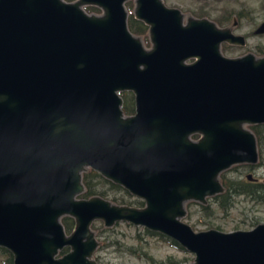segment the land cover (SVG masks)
Wrapping results in <instances>:
<instances>
[{
    "label": "water",
    "instance_id": "obj_1",
    "mask_svg": "<svg viewBox=\"0 0 264 264\" xmlns=\"http://www.w3.org/2000/svg\"><path fill=\"white\" fill-rule=\"evenodd\" d=\"M125 1L0 0V247L12 264H98L90 225L100 220L174 240L193 255L186 264H264V223L195 232L181 220L185 202L223 192L222 171L257 163L246 126L264 123V58L223 57L219 44L242 36L134 0L146 49L127 28ZM121 91L133 95L132 115ZM86 168L143 207L78 198Z\"/></svg>",
    "mask_w": 264,
    "mask_h": 264
},
{
    "label": "rangeland",
    "instance_id": "obj_2",
    "mask_svg": "<svg viewBox=\"0 0 264 264\" xmlns=\"http://www.w3.org/2000/svg\"><path fill=\"white\" fill-rule=\"evenodd\" d=\"M131 1L134 5L133 0ZM162 2L167 7L179 9L183 14V22L188 17H194L192 12L199 11V8L210 13L208 18L211 21L219 19L222 13L231 11L236 17L234 18L236 21L233 27L234 33L246 37L245 49L259 50L260 55L264 56V34L254 35L252 33L264 21V0H162ZM82 8L88 14H99L88 12L89 6ZM147 44L150 46L149 40ZM147 44H143L145 48H149ZM246 174L259 179L264 177V152L254 165L236 164L221 172L222 179L226 183L245 181ZM110 198L109 195L105 197L111 202ZM199 205L200 203L194 201L185 202V215L181 218L195 232L207 229H217L223 232L250 230L255 225L264 223V204L253 203L242 195L233 198V204L227 211L219 209L215 200L209 197L206 198L205 204H201L207 207L205 211H201ZM91 224L94 226L92 230L98 241L93 256H97L101 264H150L151 261L154 264H170L172 260H183L186 264L193 259L191 253L183 248L171 246L157 236L145 237L142 241H136L134 238V227L136 226H128L125 222H116L111 227H104L100 220H95ZM131 244L135 246L137 255L129 254L126 250V246ZM60 255L58 253L57 256ZM0 264H6L3 255H0Z\"/></svg>",
    "mask_w": 264,
    "mask_h": 264
},
{
    "label": "trees",
    "instance_id": "obj_3",
    "mask_svg": "<svg viewBox=\"0 0 264 264\" xmlns=\"http://www.w3.org/2000/svg\"><path fill=\"white\" fill-rule=\"evenodd\" d=\"M67 2L74 1V0H64ZM201 1V0H198ZM205 1V0H203ZM125 9L127 11V18H126V25L128 30L138 36L141 37L143 44H147L148 36H147V26L144 25L141 21L136 20L133 17L132 9L133 4L131 0H128L124 3ZM88 12H96L98 13L99 10L93 6H89ZM194 17L201 18V17H210V13L202 8H199V11L192 12ZM221 21L227 23L231 20V17L234 15L231 11H226L222 13ZM216 20V19H215ZM219 22V21H218ZM222 24V23H220ZM148 46V44H147ZM119 96L121 97V110L124 115H131L134 112V102H133V95L128 91L120 92ZM247 128L253 133L255 137L256 143V150L258 158L264 152V124H255V125H247ZM197 135H192V138L195 139ZM251 166V165H248ZM219 180L223 185V192L213 195L211 198L215 200L216 206L221 209L222 211H227L233 204V198L235 196H245L253 203H261L264 204V184L261 187H257L256 184L249 183L246 181H229L225 182L222 179L221 173L219 174ZM81 183L83 185V191L78 195V198H89L91 196H99L105 199L106 196H111V202L119 204V205H128L141 208L143 207L144 203L142 200L133 197L130 195L125 189L121 186L112 183L111 181L104 179L101 177L97 172L93 171L92 169L86 168L84 171L81 172ZM201 211H205L207 209L204 205H199ZM61 225L63 230L66 234H69L73 228L74 222L73 219L69 216H63L60 218ZM126 225H130L126 223ZM91 229H94V226L90 225ZM134 238L136 241H142L146 237H153L157 236L166 242H168L171 246L181 248L174 240L169 239L159 233L149 231L142 227H134ZM68 250L67 247H64L59 253L63 254ZM126 250L129 254L137 255L136 249L134 245H127ZM0 255L5 257L6 264H12V257L11 254L4 248L0 247ZM93 259L98 263L97 256H93ZM183 260H172L170 264H184ZM150 264H154L153 261ZM165 264V263H162Z\"/></svg>",
    "mask_w": 264,
    "mask_h": 264
},
{
    "label": "flooded vegetation",
    "instance_id": "obj_4",
    "mask_svg": "<svg viewBox=\"0 0 264 264\" xmlns=\"http://www.w3.org/2000/svg\"><path fill=\"white\" fill-rule=\"evenodd\" d=\"M128 1V0H127ZM126 2V1H125ZM124 2V3H125ZM133 2H134V0H133ZM93 7H95V6H93ZM95 8H97V7H95ZM124 8H125V6H124ZM98 10H99V14L101 13V10L99 9V8H97ZM126 10V9H125ZM126 13H127V11H126ZM222 15L223 14H221L220 15V18L219 19H216L215 21H211V22H213L218 28H230V30H231V33H233L234 35H240V36H242V38H243V43H235V42H232V43H229V42H226V41H223V42H221L220 44H219V52H220V54L223 56V57H226V58H240V57H243V56H246V55H251V56H253L255 59H258V58H264V56H261L260 55V51L258 50V51H253V50H250V49H245L246 48V41H245V39H246V37L244 36V35H241V34H237V33H234V31H233V27H235V25H236V21L234 20V18L236 19V17H235V15H233L232 17H231V20L229 21V22H227V23H224L223 24V22L221 21V17H222ZM237 16V15H236ZM193 18H197V17H193ZM201 18H206V19H208L209 20V18L208 17H201ZM197 19H200V18H197ZM219 21V22H218ZM184 23V22H183ZM220 23H222V24H220ZM230 23V24H229ZM228 24V25H227ZM257 28V27H256ZM255 28V29H256ZM254 29V30H255ZM254 30L252 31V33L254 34ZM262 34H264V33H262ZM262 34H254V35H262ZM149 48H150V46H148ZM149 48H146V49H149ZM236 50V51H234V50ZM245 49V50H244ZM258 55V56H257ZM194 59L193 58H191V59H187V60H185V63H190V62H192ZM121 92H124V91H121ZM128 92H130V91H128ZM120 93V92H119ZM118 93V94H119ZM131 93V92H130ZM132 115V114H131ZM125 116H129V115H125ZM261 124H264V123H261ZM255 125V124H254ZM247 127V126H246ZM194 135H197V134H194ZM191 139H193L192 138V136L190 137ZM198 138V135H197V137L195 138V139H193V140H196ZM257 160H258V155H257ZM247 165H250V164H247ZM247 175V174H246ZM246 175H245V181L246 182H249V183H253V184H256L257 185V187H261L263 184H264V177H261L262 179H259L258 177L257 178H253V177H251V175H250V177L249 178H246ZM261 180V181H260ZM220 181V180H219ZM221 183V182H220ZM222 185V184H221ZM222 187H223V185H222ZM134 197V196H133ZM212 197V196H211ZM211 197H209V198H211ZM136 198V197H135ZM112 203V202H111ZM137 227V226H136ZM92 230V229H91Z\"/></svg>",
    "mask_w": 264,
    "mask_h": 264
}]
</instances>
